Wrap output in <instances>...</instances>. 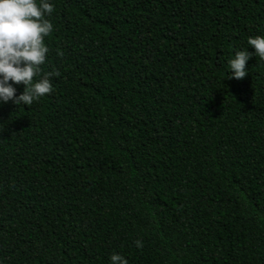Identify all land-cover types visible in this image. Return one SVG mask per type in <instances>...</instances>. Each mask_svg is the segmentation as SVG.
Segmentation results:
<instances>
[{
  "label": "trees",
  "instance_id": "obj_1",
  "mask_svg": "<svg viewBox=\"0 0 264 264\" xmlns=\"http://www.w3.org/2000/svg\"><path fill=\"white\" fill-rule=\"evenodd\" d=\"M51 2L52 91L0 105V264H264V61L228 67L264 0Z\"/></svg>",
  "mask_w": 264,
  "mask_h": 264
},
{
  "label": "clouds",
  "instance_id": "obj_2",
  "mask_svg": "<svg viewBox=\"0 0 264 264\" xmlns=\"http://www.w3.org/2000/svg\"><path fill=\"white\" fill-rule=\"evenodd\" d=\"M54 11L51 0H0V105L30 106L34 101L52 91L50 77L56 72L41 73V65L49 52L45 38L53 32L48 17ZM248 45L253 49L236 51L228 61L230 77L242 79L248 73L246 62L252 56L264 61V36L249 37ZM57 55H63L62 52ZM39 79L34 80V77ZM22 84L23 91L16 95L14 85ZM142 247V241L136 240ZM110 264H128L125 257L113 253Z\"/></svg>",
  "mask_w": 264,
  "mask_h": 264
}]
</instances>
